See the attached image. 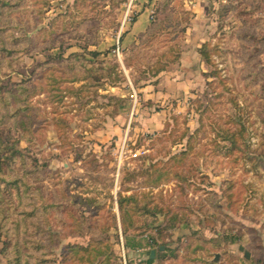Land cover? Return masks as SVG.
<instances>
[{"label": "rangeland", "instance_id": "374dc122", "mask_svg": "<svg viewBox=\"0 0 264 264\" xmlns=\"http://www.w3.org/2000/svg\"><path fill=\"white\" fill-rule=\"evenodd\" d=\"M126 3L0 0V264H264V0Z\"/></svg>", "mask_w": 264, "mask_h": 264}, {"label": "trees", "instance_id": "16d2710c", "mask_svg": "<svg viewBox=\"0 0 264 264\" xmlns=\"http://www.w3.org/2000/svg\"><path fill=\"white\" fill-rule=\"evenodd\" d=\"M120 41V40H119ZM94 58L98 57L99 54L98 53H92L91 54ZM199 55L201 56V58L205 61V63H209L210 61V57H209V45L208 43H203L199 49ZM67 59H74L78 62H81L82 68L84 70V74L82 76H75L74 81H85L88 79H91L94 81L95 84L107 80L109 79L113 74H115L116 71V66L111 67L109 64L107 63H101V65L99 63L95 64V63H91L90 61H87V59L80 54H71ZM100 66V67H99ZM70 70L75 69L74 66H70L69 67ZM163 69L159 68L157 69V73L162 72ZM101 72V73H100ZM8 147H6L0 140V175L2 174V170H3V161H10V163L13 160V157L15 154H17V151L15 150V148L13 147V149H10L12 151V153L8 154ZM6 153V154H5ZM8 154V156H7ZM14 181V180H13ZM17 181V180H16ZM0 182L3 183L4 180H2L0 178ZM8 184H12V185H16L15 182L12 183H8ZM126 198V199H125ZM132 198L130 197H123L119 200V207L121 209V204L125 201H131ZM123 231H126V228L123 229ZM129 244L128 242L125 244L126 248H129ZM132 247H134L135 249H141V245L140 244H135L132 245ZM17 250L20 252L18 246H17ZM150 252L148 253V259H147V264H152L153 260L150 259ZM102 254V252H98V255Z\"/></svg>", "mask_w": 264, "mask_h": 264}, {"label": "crops", "instance_id": "0c3cea01", "mask_svg": "<svg viewBox=\"0 0 264 264\" xmlns=\"http://www.w3.org/2000/svg\"><path fill=\"white\" fill-rule=\"evenodd\" d=\"M157 0H127L125 4L126 11L130 13H136L131 29L122 40V46H126L136 40L139 34H143L150 26V16L154 11L155 3ZM182 82H174L172 84L174 90L170 88L166 91L167 96L177 93L179 90H185V86H182ZM176 90V91H175ZM174 92V93H173ZM165 95V94H164Z\"/></svg>", "mask_w": 264, "mask_h": 264}, {"label": "water", "instance_id": "95a60500", "mask_svg": "<svg viewBox=\"0 0 264 264\" xmlns=\"http://www.w3.org/2000/svg\"><path fill=\"white\" fill-rule=\"evenodd\" d=\"M242 249H243V248L240 246V247H239V250L242 251ZM163 250H164L163 247H160V251H163ZM245 256L248 258V254H247V253H245ZM154 257H155V250H152V251L150 252V259L153 260ZM215 261H217V256L215 257Z\"/></svg>", "mask_w": 264, "mask_h": 264}, {"label": "built area", "instance_id": "2783aa9c", "mask_svg": "<svg viewBox=\"0 0 264 264\" xmlns=\"http://www.w3.org/2000/svg\"><path fill=\"white\" fill-rule=\"evenodd\" d=\"M128 11H127V14L125 15V19H124V23L123 24H125V22L128 20L127 18H128ZM152 14V13H151ZM151 17V16H150ZM152 18V17H151ZM118 42H119V40H118ZM118 42H117V53H119V46H118Z\"/></svg>", "mask_w": 264, "mask_h": 264}]
</instances>
